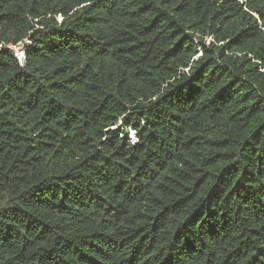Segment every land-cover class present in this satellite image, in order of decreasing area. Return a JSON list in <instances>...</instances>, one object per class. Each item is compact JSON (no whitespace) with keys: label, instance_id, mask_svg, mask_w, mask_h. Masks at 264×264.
<instances>
[{"label":"trees","instance_id":"trees-1","mask_svg":"<svg viewBox=\"0 0 264 264\" xmlns=\"http://www.w3.org/2000/svg\"><path fill=\"white\" fill-rule=\"evenodd\" d=\"M0 264H264V0H0Z\"/></svg>","mask_w":264,"mask_h":264}]
</instances>
